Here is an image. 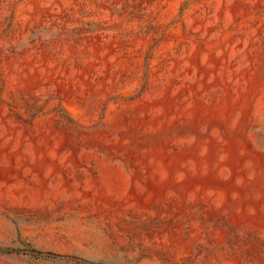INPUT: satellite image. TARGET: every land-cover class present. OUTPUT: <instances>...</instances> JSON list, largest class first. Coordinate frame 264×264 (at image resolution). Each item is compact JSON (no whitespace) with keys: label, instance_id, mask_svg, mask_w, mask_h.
<instances>
[{"label":"rangeland","instance_id":"1","mask_svg":"<svg viewBox=\"0 0 264 264\" xmlns=\"http://www.w3.org/2000/svg\"><path fill=\"white\" fill-rule=\"evenodd\" d=\"M0 264H264V0H0Z\"/></svg>","mask_w":264,"mask_h":264},{"label":"trees","instance_id":"2","mask_svg":"<svg viewBox=\"0 0 264 264\" xmlns=\"http://www.w3.org/2000/svg\"><path fill=\"white\" fill-rule=\"evenodd\" d=\"M7 251H9L7 249ZM41 255H43L44 257H47V258H63V259H70V257H65V256H60V255H54V254H42V253H39Z\"/></svg>","mask_w":264,"mask_h":264}]
</instances>
